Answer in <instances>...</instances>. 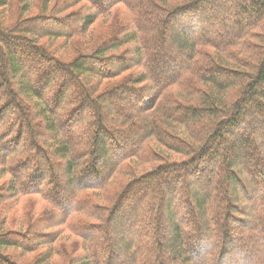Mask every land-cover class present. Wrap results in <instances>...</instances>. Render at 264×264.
Returning a JSON list of instances; mask_svg holds the SVG:
<instances>
[{"label": "trees", "instance_id": "obj_1", "mask_svg": "<svg viewBox=\"0 0 264 264\" xmlns=\"http://www.w3.org/2000/svg\"><path fill=\"white\" fill-rule=\"evenodd\" d=\"M16 250L264 264V0H0V264Z\"/></svg>", "mask_w": 264, "mask_h": 264}, {"label": "rangeland", "instance_id": "obj_2", "mask_svg": "<svg viewBox=\"0 0 264 264\" xmlns=\"http://www.w3.org/2000/svg\"><path fill=\"white\" fill-rule=\"evenodd\" d=\"M9 255H13L16 259L17 262L19 263H23L26 262L27 264H32L33 262H35L37 260V258H41V252H39L38 254H24L21 253L20 250H16V251H10L8 252ZM38 256V257H36ZM39 260V259H38Z\"/></svg>", "mask_w": 264, "mask_h": 264}]
</instances>
